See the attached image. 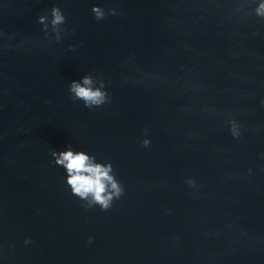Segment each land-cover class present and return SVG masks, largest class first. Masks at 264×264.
Returning <instances> with one entry per match:
<instances>
[{"label": "water", "instance_id": "1", "mask_svg": "<svg viewBox=\"0 0 264 264\" xmlns=\"http://www.w3.org/2000/svg\"><path fill=\"white\" fill-rule=\"evenodd\" d=\"M260 3L0 0V264H264Z\"/></svg>", "mask_w": 264, "mask_h": 264}, {"label": "clouds", "instance_id": "2", "mask_svg": "<svg viewBox=\"0 0 264 264\" xmlns=\"http://www.w3.org/2000/svg\"><path fill=\"white\" fill-rule=\"evenodd\" d=\"M94 11L100 14L99 9ZM257 11L264 13V0H261ZM53 12L54 23L62 19L58 10L54 9ZM89 83V79L85 77L83 85L73 83L72 90L77 96L84 98L86 103H100L104 94L99 89L86 87L85 85ZM56 162L65 167L68 173L67 183L71 186L72 192L80 197H87L90 194L93 201L107 207L112 196L120 192L117 182L110 174L111 165L94 162L86 152H74L69 148L59 153ZM106 188H110L111 191H106Z\"/></svg>", "mask_w": 264, "mask_h": 264}]
</instances>
